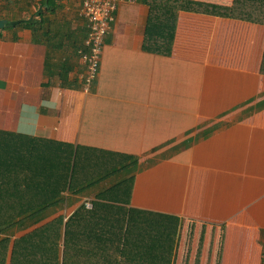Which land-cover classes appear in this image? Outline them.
Masks as SVG:
<instances>
[{"label":"crops","instance_id":"crops-1","mask_svg":"<svg viewBox=\"0 0 264 264\" xmlns=\"http://www.w3.org/2000/svg\"><path fill=\"white\" fill-rule=\"evenodd\" d=\"M30 1L0 0V19L33 17L41 4ZM233 1L182 0L165 55L145 49L150 5L120 0L89 88L82 0L60 1L57 21L72 33L63 42L0 29V130L83 146L81 156L136 158L122 171L133 176L128 202L109 209L131 213L139 236L169 228V264H264V24L231 16ZM71 200L42 224L83 205ZM84 206L70 264H157L137 242L119 249L118 215Z\"/></svg>","mask_w":264,"mask_h":264},{"label":"trees","instance_id":"trees-1","mask_svg":"<svg viewBox=\"0 0 264 264\" xmlns=\"http://www.w3.org/2000/svg\"><path fill=\"white\" fill-rule=\"evenodd\" d=\"M5 1L10 3V0ZM13 1L22 6V2L27 0ZM60 1L40 0L41 6L33 17L9 20V27L31 28L35 40L44 39L49 43L71 39L72 33L68 30V23L57 21L56 18L58 10L63 7ZM144 2L151 7L145 49L168 55L172 50L177 14L182 0H144ZM29 6L37 8L38 3L36 0H31ZM36 16H39V19ZM231 16L264 24V0H234ZM53 21L57 24L52 29L50 26L53 25ZM46 69L49 73H53V69L48 67V61ZM262 71L264 72V58ZM82 149L83 146H75L67 142L0 130V234L6 235L0 239V264H70L68 248L72 236L82 233L81 221L91 212L84 205L65 221L63 248L58 238L61 235L60 226L64 223V216L44 225L39 231L17 237L14 245L10 247L12 235L15 229H25L38 224L56 208L65 204L68 197L64 192L88 195L92 187L99 184L100 179L111 174L117 179H111L112 185L101 187L92 202L94 205L106 208L97 210V213L118 215L116 218L120 222L119 227L124 226V231L120 229L122 248L119 249L129 251L134 247V242H137L135 247H140V250L154 251L155 254L160 255V258L155 260L157 264H169L176 247V236L169 228L166 229L167 232L156 238L144 234L139 236L141 226L135 223L136 219L134 220L131 213L109 209L111 204L128 202L133 176L122 173L127 171L131 164H135L137 159L132 158L133 156L129 157V162L128 156H125L126 159L118 157L114 158V161L108 160V164L104 154L89 152L87 156H81ZM88 159L90 162L92 159L103 161H96L94 168L95 166L91 165ZM97 167H100V172L102 171L97 173V179H89L85 176L80 178L78 172L85 175L90 168L91 171H95ZM50 231L52 235L46 236Z\"/></svg>","mask_w":264,"mask_h":264},{"label":"built area","instance_id":"built-area-1","mask_svg":"<svg viewBox=\"0 0 264 264\" xmlns=\"http://www.w3.org/2000/svg\"><path fill=\"white\" fill-rule=\"evenodd\" d=\"M120 0H82L80 15L85 18L88 33L84 48L80 50L87 64L85 82L89 88L99 73L101 55L106 37L112 30ZM91 206V201L86 200Z\"/></svg>","mask_w":264,"mask_h":264},{"label":"rangeland","instance_id":"rangeland-1","mask_svg":"<svg viewBox=\"0 0 264 264\" xmlns=\"http://www.w3.org/2000/svg\"><path fill=\"white\" fill-rule=\"evenodd\" d=\"M60 142V141H59ZM62 142V141H61ZM68 143V142H67ZM105 158V157H104ZM114 158H118V157H112V155H110V157L108 158V157H106L105 158V160H107V162H109V161H111L112 159H113V161L115 160ZM109 160V161H108ZM93 161H95V160H93ZM96 161H103V160H101V159H96ZM96 162H94V164H92V163H90L91 165H96L95 164ZM110 163H112V162H110ZM116 163V162H115ZM115 163H113V165L115 164ZM94 168H96V166L94 167ZM98 169H96L95 171H91L92 170V168H90V170L88 171V172H86V174L85 175H82V173L81 172H78V174H79V176H80V178L82 179V177H86V178H91V179H93V178H95V179H97L98 178V174L97 173H99L100 172V167H97ZM83 172V171H82ZM102 172V171H101ZM100 172V173H101ZM82 176V177H81ZM92 176H94V177H92ZM106 177V178H105ZM104 177V179H100L99 180V184L96 186H94V187H92V191H98V190H100V184L102 183L105 187H107L108 185V181H111V179H113V178H115V179H117L113 174H111V175H107V176H105ZM64 195L65 196H67L68 197V200L65 202L66 204L65 205H67L68 203H69V201L70 202H72V200L71 199H74L73 200V202H77V201H79L80 202V200H82V197H78L77 196V194H73V192H70V191H66V192H64ZM84 195V194H83ZM82 196V195H81ZM89 198L88 199H92V197L90 198V196H88ZM84 201H85V203H86V199H83L82 200V202H83V205H84ZM91 201V203H93L92 202V200H90ZM64 204V203H63ZM68 206V205H67ZM65 207V206H64ZM57 209V208H56ZM55 211V210H54ZM53 211V212H54ZM62 212V211H61ZM64 214H66V213H64ZM64 214L62 213V214H60V215H58V216H55V219L56 218H58V217H60V216H64ZM64 218H65V216H64ZM55 219H53V220H51V221H49L47 224H49L50 222H52V221H54ZM44 225H46V224H42V222H40V223H38V224H34V225H31L30 227H27V228H22V229H15V232H14V234L12 235L13 237L11 238V242H10V247H12L14 244V242H15V240H16V238L17 237H21V236H23V235H25V234H28V233H31V232H33V231H36V230H38L39 231V229L40 228H42ZM60 233H61V235L59 236V238H58V241L60 242V245H61V247L63 248L64 246H65V219H64V223L60 226ZM49 235H52V231H50L49 233H48V235H46V236H49ZM6 235L5 234H0V239L2 238V237H5ZM64 245V246H63ZM68 250H69V248H68Z\"/></svg>","mask_w":264,"mask_h":264},{"label":"water","instance_id":"water-1","mask_svg":"<svg viewBox=\"0 0 264 264\" xmlns=\"http://www.w3.org/2000/svg\"><path fill=\"white\" fill-rule=\"evenodd\" d=\"M8 23L7 19H0V29L4 28Z\"/></svg>","mask_w":264,"mask_h":264}]
</instances>
